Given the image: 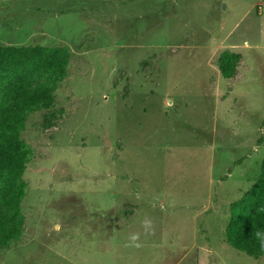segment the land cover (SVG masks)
Wrapping results in <instances>:
<instances>
[{
	"label": "rangeland",
	"instance_id": "374dc122",
	"mask_svg": "<svg viewBox=\"0 0 264 264\" xmlns=\"http://www.w3.org/2000/svg\"><path fill=\"white\" fill-rule=\"evenodd\" d=\"M36 45L71 59L0 264H264L225 236L264 160V0H0V46Z\"/></svg>",
	"mask_w": 264,
	"mask_h": 264
},
{
	"label": "trees",
	"instance_id": "16d2710c",
	"mask_svg": "<svg viewBox=\"0 0 264 264\" xmlns=\"http://www.w3.org/2000/svg\"><path fill=\"white\" fill-rule=\"evenodd\" d=\"M71 54L66 47L0 46V253L24 234L23 179L31 150L22 141L28 118L51 108L55 92L67 77ZM240 54L224 51L219 70L234 79ZM225 228L228 245L250 258H264V160L251 189L230 205Z\"/></svg>",
	"mask_w": 264,
	"mask_h": 264
}]
</instances>
